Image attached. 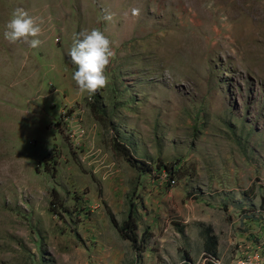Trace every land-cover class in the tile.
I'll return each mask as SVG.
<instances>
[{
  "label": "rangeland",
  "instance_id": "374dc122",
  "mask_svg": "<svg viewBox=\"0 0 264 264\" xmlns=\"http://www.w3.org/2000/svg\"><path fill=\"white\" fill-rule=\"evenodd\" d=\"M18 7L38 48L4 39ZM94 28L90 96L68 52ZM263 197L264 0H0V264H228Z\"/></svg>",
  "mask_w": 264,
  "mask_h": 264
},
{
  "label": "clouds",
  "instance_id": "9594fccd",
  "mask_svg": "<svg viewBox=\"0 0 264 264\" xmlns=\"http://www.w3.org/2000/svg\"><path fill=\"white\" fill-rule=\"evenodd\" d=\"M139 14V9H132L133 16ZM3 35L9 43L25 42L33 49L42 44V40L38 38L42 35L40 24L21 7L13 11ZM68 55L76 66L72 79L81 93L95 95L108 86L106 71L115 52L103 31L94 28L77 34Z\"/></svg>",
  "mask_w": 264,
  "mask_h": 264
},
{
  "label": "built area",
  "instance_id": "2783aa9c",
  "mask_svg": "<svg viewBox=\"0 0 264 264\" xmlns=\"http://www.w3.org/2000/svg\"><path fill=\"white\" fill-rule=\"evenodd\" d=\"M168 184H174V178H165ZM247 213L244 218L245 229L235 244L236 257L228 264H264V197L258 206L243 207Z\"/></svg>",
  "mask_w": 264,
  "mask_h": 264
},
{
  "label": "trees",
  "instance_id": "16d2710c",
  "mask_svg": "<svg viewBox=\"0 0 264 264\" xmlns=\"http://www.w3.org/2000/svg\"><path fill=\"white\" fill-rule=\"evenodd\" d=\"M161 167L164 168L165 165H162ZM141 169L143 171H148L150 170V166L143 161ZM110 219H111V223L117 229L121 237L131 241L134 247L138 246V244L141 243L144 237L143 234H141L140 238H138L137 236L135 215L132 210H129L128 215L122 224H118V222L113 217H111ZM204 230L205 231H204L203 249L204 251L208 252L207 254L208 257H213L215 255V246H217L216 237L212 233L210 226H206ZM184 256H185L184 258L188 259L186 254H184Z\"/></svg>",
  "mask_w": 264,
  "mask_h": 264
}]
</instances>
